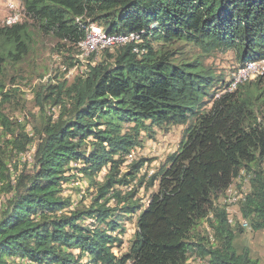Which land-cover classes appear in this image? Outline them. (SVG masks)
I'll list each match as a JSON object with an SVG mask.
<instances>
[{
	"label": "trees",
	"instance_id": "trees-1",
	"mask_svg": "<svg viewBox=\"0 0 264 264\" xmlns=\"http://www.w3.org/2000/svg\"><path fill=\"white\" fill-rule=\"evenodd\" d=\"M20 8L22 21L0 25V80L31 51L30 27L69 65L92 22L142 40L104 50L83 75L41 84L30 131L6 112L18 88L0 82V264H257L236 239L264 232V75L216 96L230 81L205 58H264V0H21ZM189 120L179 149L138 178L149 160L127 156L142 133ZM74 169L94 189L89 202L64 194ZM242 171L245 199L223 202ZM135 179L157 186L147 205L137 187L124 189ZM137 213L117 255L127 231L120 218Z\"/></svg>",
	"mask_w": 264,
	"mask_h": 264
},
{
	"label": "rangeland",
	"instance_id": "rangeland-1",
	"mask_svg": "<svg viewBox=\"0 0 264 264\" xmlns=\"http://www.w3.org/2000/svg\"><path fill=\"white\" fill-rule=\"evenodd\" d=\"M9 4L21 7V0H0V25L5 23L6 18L11 13ZM22 18L23 17H21L20 21L23 20ZM28 30L33 38L31 42V51L22 63L15 67L10 66L5 69L4 74L1 75L0 82L6 84V90H9L10 88H18L19 91L11 96V100L8 103L9 107L6 108V112L15 116L19 115L24 122L29 124L27 131H30L32 129V123L34 122V118L31 114L36 113L37 110L33 102L34 93L41 84L47 82L50 78H53V80H63V78H65V72L62 71L61 67V65L64 64L63 59L65 58L62 56V53L54 52L52 50L53 42L50 38L41 37L38 31L33 27H30ZM192 51L201 52L198 48H192ZM77 53L78 52L73 55H76ZM56 54L61 56L60 61L56 59ZM205 62L210 67L215 68L217 74H222L227 82L231 81L233 72L239 65H241V62L238 60L236 52L234 51L218 52L214 55L207 56ZM69 63L70 62H67L66 65L71 66ZM56 74L58 75V78H55ZM12 76H15V82H11ZM217 93L216 96H219L223 92L219 91ZM210 104L211 103H209L208 107H210ZM190 121L191 120L185 124H177L168 128L151 126L149 133L146 131L142 133V145H140L139 149L132 150L134 152V158L127 161V164H130L137 157L147 158L149 160V162H147L140 170L138 178L144 174L149 178L164 163H166L170 154L179 149L184 129L188 126ZM72 165L74 167L82 166L80 162H74ZM125 168L126 167H124V169ZM124 169L122 171H125ZM102 172L106 173L107 169H103ZM71 173H75L76 176L70 182L65 184V196L72 195L76 200L86 197V201L89 202L90 194L88 190L93 191L94 189L90 188L91 186L87 176H81L75 169ZM248 183V176L245 173H241V175L232 183L231 189L245 191L248 187ZM132 185L133 188H138L137 197L144 205H147L151 194L157 189V186H153L149 190H146L144 186L138 184L137 179L132 182ZM228 193L229 192L227 191L225 198H223V202H226L227 197H229ZM231 210L236 213L238 207H232ZM137 216L138 213L128 220L123 217V219L120 218V221H125L124 226L127 228V231L122 234L124 246L115 251L117 255H120L127 249L129 239L133 236L136 229ZM236 242L239 247H249L253 258L258 262L257 264H264L263 231L252 232L251 230H246L244 234L236 239ZM189 262L191 264H200L198 260L193 257H190Z\"/></svg>",
	"mask_w": 264,
	"mask_h": 264
},
{
	"label": "built area",
	"instance_id": "built-area-1",
	"mask_svg": "<svg viewBox=\"0 0 264 264\" xmlns=\"http://www.w3.org/2000/svg\"><path fill=\"white\" fill-rule=\"evenodd\" d=\"M9 7L11 13L6 18V23L13 24L15 22L20 21L22 17L21 8L16 5L14 6L13 4H9ZM141 40V33L138 31L108 33L103 30L100 25L92 22L87 27L85 38L78 43L79 51L76 55H74L73 64L71 66H67L66 64L61 65L62 71L65 72V78L70 79L72 77H75L76 75L85 74L90 65H95L97 63L104 50H112L117 46L129 43L138 44L139 42H141ZM138 48L139 47L137 45L134 47L135 50H138ZM56 59L60 61L61 56L59 54H56ZM262 75H264V58L248 59L243 64L239 65L233 72L232 79L224 90V92L234 91L245 82L255 79ZM26 156L29 158V153H27ZM127 158L128 161L132 160L134 158V152L132 151L127 156ZM241 173L244 174L245 172L242 171ZM249 187L250 182L248 183V187L245 191H242L240 189V191L232 190L230 186L227 190L229 192V197H227L226 202L231 204H237L242 199H245V196L249 191ZM132 188L133 185L130 184L124 189L129 191L132 190ZM232 220L233 218H230V221ZM242 225L248 226L247 220L242 219ZM196 260H198L200 264H210L209 262H205L200 258H196Z\"/></svg>",
	"mask_w": 264,
	"mask_h": 264
},
{
	"label": "clouds",
	"instance_id": "clouds-1",
	"mask_svg": "<svg viewBox=\"0 0 264 264\" xmlns=\"http://www.w3.org/2000/svg\"><path fill=\"white\" fill-rule=\"evenodd\" d=\"M5 23H6V20H5ZM16 23V22H15ZM7 24V23H6ZM10 25V24H9ZM102 56V55H101ZM100 59V58H99ZM250 59H252V58H250ZM256 59H259V58H256ZM262 59V58H261ZM98 62V61H97ZM260 77V76H259ZM258 78V77H257ZM256 79V78H255ZM253 80V79H252ZM230 83V82H229ZM246 83V82H245ZM228 86V85H227ZM226 86V87H227ZM226 87L222 90V92L224 93V90L226 89ZM237 90V89H236ZM227 92V91H226ZM229 92H231V91H229ZM103 172H101V174H102ZM133 189V188H132ZM128 191V190H127ZM130 191V190H129Z\"/></svg>",
	"mask_w": 264,
	"mask_h": 264
}]
</instances>
